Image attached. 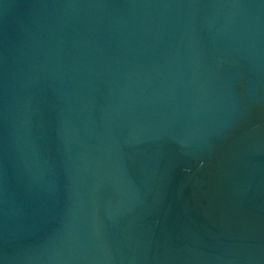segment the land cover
I'll list each match as a JSON object with an SVG mask.
<instances>
[{"label": "water", "instance_id": "95a60500", "mask_svg": "<svg viewBox=\"0 0 264 264\" xmlns=\"http://www.w3.org/2000/svg\"><path fill=\"white\" fill-rule=\"evenodd\" d=\"M0 264H264V0H0Z\"/></svg>", "mask_w": 264, "mask_h": 264}]
</instances>
